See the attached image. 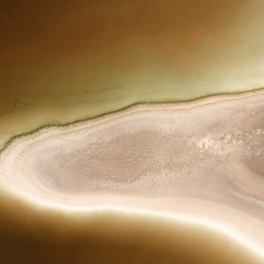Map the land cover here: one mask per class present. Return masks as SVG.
<instances>
[{"label": "bare ground", "instance_id": "bare-ground-1", "mask_svg": "<svg viewBox=\"0 0 264 264\" xmlns=\"http://www.w3.org/2000/svg\"><path fill=\"white\" fill-rule=\"evenodd\" d=\"M262 5L264 0H62L34 33L9 50V72L26 78L14 95L0 100V126L33 123L0 136V156L21 141L17 149L30 178L60 189L70 184L71 173L72 180L87 188L199 176L227 164V149L242 145L253 179L264 181V104L258 97L231 110L230 119L197 129L159 121L101 128L79 148L51 136L23 143L45 130L102 120L112 124L108 118L135 108L203 105L220 97L264 92L258 86L238 88L257 80L261 72ZM229 189L231 201L264 207V194L256 187ZM16 210L60 230H90L154 246L188 264H227L222 257L200 255L165 238L161 234L172 226L160 221L37 209L0 189L2 215L30 222Z\"/></svg>", "mask_w": 264, "mask_h": 264}, {"label": "snow or ice", "instance_id": "snow-or-ice-1", "mask_svg": "<svg viewBox=\"0 0 264 264\" xmlns=\"http://www.w3.org/2000/svg\"><path fill=\"white\" fill-rule=\"evenodd\" d=\"M264 23V5L261 6ZM257 80L238 88H264V54ZM259 98L264 104V92L249 91L246 97H220L203 105H173L159 108H135L118 117L96 121L70 129L45 130L43 135L25 138L24 144L42 141L45 137H59L57 143L84 147L89 138L101 128L113 125L134 128L159 121L174 122V126L197 129L217 120H227L231 110ZM251 106V105H249ZM31 121H17L0 126V136L16 134L21 128H30ZM74 142V143H73ZM21 141L0 156V189L13 197L23 198L37 209L71 213L76 216L112 214L144 220L160 221L172 226L161 235L194 253L222 257L227 264H264V207L235 203L229 198V185L248 191L256 187L264 194V181L259 183L244 162L242 145L227 149L231 159L227 164L210 168L199 176L170 182L141 185L139 183L90 184L87 188L71 180L67 187L56 189L30 178V170L17 149ZM47 146V145H45ZM112 153L111 156H115ZM111 158V157H110ZM109 169L102 168L101 171ZM111 171H117L113 168ZM246 182L248 186L242 183ZM99 190H92V189ZM16 215L35 222L36 218L16 210ZM55 223V221H52Z\"/></svg>", "mask_w": 264, "mask_h": 264}, {"label": "water", "instance_id": "water-1", "mask_svg": "<svg viewBox=\"0 0 264 264\" xmlns=\"http://www.w3.org/2000/svg\"><path fill=\"white\" fill-rule=\"evenodd\" d=\"M56 1L0 0V100L14 95L26 78L9 72V50L37 30ZM188 263L175 254L117 235L60 230L43 223L11 219L0 212V264Z\"/></svg>", "mask_w": 264, "mask_h": 264}]
</instances>
